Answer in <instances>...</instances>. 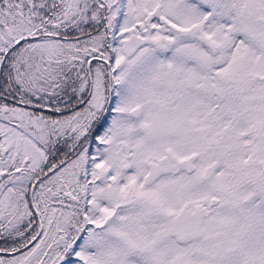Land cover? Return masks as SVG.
<instances>
[{
    "label": "snow or ice",
    "instance_id": "obj_1",
    "mask_svg": "<svg viewBox=\"0 0 264 264\" xmlns=\"http://www.w3.org/2000/svg\"><path fill=\"white\" fill-rule=\"evenodd\" d=\"M0 264H264V0H0Z\"/></svg>",
    "mask_w": 264,
    "mask_h": 264
}]
</instances>
